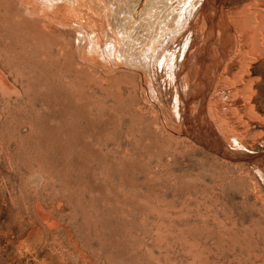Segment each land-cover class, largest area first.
Instances as JSON below:
<instances>
[{
    "label": "rangeland",
    "instance_id": "obj_1",
    "mask_svg": "<svg viewBox=\"0 0 264 264\" xmlns=\"http://www.w3.org/2000/svg\"><path fill=\"white\" fill-rule=\"evenodd\" d=\"M150 2L0 0V264H264V0Z\"/></svg>",
    "mask_w": 264,
    "mask_h": 264
},
{
    "label": "bare ground",
    "instance_id": "obj_2",
    "mask_svg": "<svg viewBox=\"0 0 264 264\" xmlns=\"http://www.w3.org/2000/svg\"><path fill=\"white\" fill-rule=\"evenodd\" d=\"M131 1L133 3L138 2V0H131ZM161 3H162V0H151V2L149 3L146 9L144 21L146 23L145 32H146V37H147L146 38L147 43H150L152 41V38H154L157 20L160 16L159 8H160Z\"/></svg>",
    "mask_w": 264,
    "mask_h": 264
},
{
    "label": "water",
    "instance_id": "obj_3",
    "mask_svg": "<svg viewBox=\"0 0 264 264\" xmlns=\"http://www.w3.org/2000/svg\"><path fill=\"white\" fill-rule=\"evenodd\" d=\"M247 156L251 157V155H248V154H247Z\"/></svg>",
    "mask_w": 264,
    "mask_h": 264
}]
</instances>
